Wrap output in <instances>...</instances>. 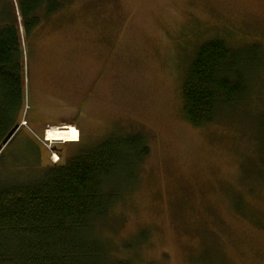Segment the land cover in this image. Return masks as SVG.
<instances>
[{
    "label": "rangeland",
    "instance_id": "1",
    "mask_svg": "<svg viewBox=\"0 0 264 264\" xmlns=\"http://www.w3.org/2000/svg\"><path fill=\"white\" fill-rule=\"evenodd\" d=\"M19 30L26 112L0 162L3 182L63 165L107 137L140 135L147 158L93 223L110 257L264 264V0H68L29 38ZM212 38L259 45L262 65L248 73L243 103L192 127L181 84ZM51 126L77 128V140L47 141Z\"/></svg>",
    "mask_w": 264,
    "mask_h": 264
},
{
    "label": "trees",
    "instance_id": "2",
    "mask_svg": "<svg viewBox=\"0 0 264 264\" xmlns=\"http://www.w3.org/2000/svg\"><path fill=\"white\" fill-rule=\"evenodd\" d=\"M67 1L0 0V148L25 111L28 55L19 26L29 38ZM261 55L259 45L202 42L181 84L184 120L205 127L243 103L248 73L261 67ZM9 144L0 150V162ZM148 153L140 135L107 137L34 177L3 182L0 169V264H127L92 237L93 223L108 217Z\"/></svg>",
    "mask_w": 264,
    "mask_h": 264
},
{
    "label": "bare ground",
    "instance_id": "3",
    "mask_svg": "<svg viewBox=\"0 0 264 264\" xmlns=\"http://www.w3.org/2000/svg\"><path fill=\"white\" fill-rule=\"evenodd\" d=\"M47 141H73L77 140V128L73 126L50 127L45 133Z\"/></svg>",
    "mask_w": 264,
    "mask_h": 264
},
{
    "label": "water",
    "instance_id": "4",
    "mask_svg": "<svg viewBox=\"0 0 264 264\" xmlns=\"http://www.w3.org/2000/svg\"><path fill=\"white\" fill-rule=\"evenodd\" d=\"M21 124H17V126L15 127L14 131L8 136L6 142L4 143L3 147L0 148V150H2L8 142H10L11 138L16 134L17 129L20 127Z\"/></svg>",
    "mask_w": 264,
    "mask_h": 264
}]
</instances>
